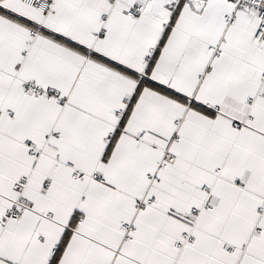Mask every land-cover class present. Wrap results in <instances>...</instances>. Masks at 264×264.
Instances as JSON below:
<instances>
[{"label": "snow or ice", "instance_id": "6c2138e0", "mask_svg": "<svg viewBox=\"0 0 264 264\" xmlns=\"http://www.w3.org/2000/svg\"><path fill=\"white\" fill-rule=\"evenodd\" d=\"M0 264H264V0H0Z\"/></svg>", "mask_w": 264, "mask_h": 264}]
</instances>
